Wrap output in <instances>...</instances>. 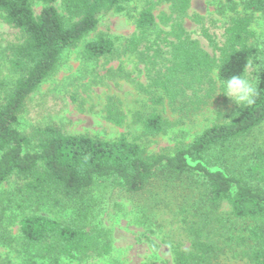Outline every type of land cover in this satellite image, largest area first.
<instances>
[{"label":"trees","instance_id":"trees-1","mask_svg":"<svg viewBox=\"0 0 264 264\" xmlns=\"http://www.w3.org/2000/svg\"><path fill=\"white\" fill-rule=\"evenodd\" d=\"M133 1L63 0L61 14L56 0H0L3 20L24 36L10 48V65L18 80L4 97L0 83V246L18 250L24 264H61V257L79 262L105 258L112 254L113 239L108 229L94 222L95 187L107 183L132 198L157 188L180 187L194 198L185 219L191 243L187 249L172 247L174 264H232L228 258L235 264H264V144L245 143L264 123V32L258 36L252 29L255 16H264V0H226L221 12L232 16L223 46L202 26L218 58L184 26L192 0H166L170 12L159 20L170 30L159 34L170 38L165 40L170 60L159 69L155 60L160 49L149 39L157 17L149 5L138 15L127 51L152 66L147 69L154 71L150 84L137 83V88L151 97L154 107L184 102L198 110L205 104L200 96L205 87L216 90L215 72L222 85L232 75L247 73L249 61L257 67L256 104L238 107L229 122L208 128L173 154H148L126 136L105 141L67 135L52 125L38 127L31 135L20 130L29 99L58 71L63 55L96 31L103 13L123 12ZM36 2L45 5L40 15L34 11ZM115 48L112 39L99 37L86 43L83 57L97 61ZM211 92L204 94L208 100ZM105 115L116 127L126 124L118 97L107 98ZM138 121L146 136L161 135L170 127L156 108ZM12 180L15 189L2 191ZM14 199L44 206L52 200V206L71 211L62 218L28 211L13 220L19 225L15 238L5 222ZM224 204L230 212H222Z\"/></svg>","mask_w":264,"mask_h":264},{"label":"rangeland","instance_id":"rangeland-1","mask_svg":"<svg viewBox=\"0 0 264 264\" xmlns=\"http://www.w3.org/2000/svg\"><path fill=\"white\" fill-rule=\"evenodd\" d=\"M225 2L226 0H192L189 14L184 19V26L191 38L217 58L219 53L204 38L202 26L219 46L224 45L225 30L232 16L221 12ZM54 5L64 14L63 0H56ZM148 5L153 8L158 22L149 35L154 49H160L155 69L168 63L171 49L165 40L170 38L165 34L160 36L159 32L169 31L170 28L160 23L159 17L169 14V2L134 0L125 5L123 12L103 13L96 31L77 48L63 55L58 71L29 99L21 118L20 130L24 134L31 135L38 127L52 125L67 135H90L105 141L126 136L130 141L141 145L148 154H173L176 148L191 144L208 128L230 121L239 106L225 95L219 94L222 90L217 72L213 75L216 90L211 92L205 87L204 94L211 92V99L208 100L201 94L205 104L198 110L185 106L184 102L183 105H170L167 101L163 106L154 107L151 97L138 90L137 83L146 86L150 84L149 77L154 71L148 72L147 69L152 66L144 65L137 55L127 51V42L136 32L138 15ZM44 7L43 3L36 2V15H40ZM197 18L201 20V24L197 22ZM252 29L258 36L263 34L264 16H255ZM99 37L110 38L115 42L114 53L97 61L85 60L84 46ZM23 41L24 36L20 30L8 25L0 13V83L4 86L2 96L14 87L19 78L11 69L10 48ZM256 73V66L247 71V75L255 83ZM109 96L118 97L123 103L127 115L123 127H116L106 120L105 108ZM154 108L170 123V127L161 135L146 136L138 119L151 113ZM245 143L264 144V123ZM15 187L16 182L12 180L3 186L2 191H12ZM91 196L95 202L94 222L111 232L113 251L105 258L71 261L72 264H174L172 247H190L191 238L185 219L190 215L189 205L194 198L189 190L180 187L157 188L150 194L132 198L105 183L95 187ZM51 202L55 205L52 200ZM52 205L44 206L42 202L30 205L29 202L14 199L5 216L11 234L18 237L19 225L13 220L20 219L28 211L59 218L67 216L71 211L65 212L61 207ZM221 210L228 213L230 207L224 204ZM18 253L14 248L0 246V264H24ZM227 260L235 264L234 260Z\"/></svg>","mask_w":264,"mask_h":264},{"label":"clouds","instance_id":"clouds-1","mask_svg":"<svg viewBox=\"0 0 264 264\" xmlns=\"http://www.w3.org/2000/svg\"><path fill=\"white\" fill-rule=\"evenodd\" d=\"M248 67H252L251 61ZM221 87L222 91L219 94L225 95L240 108L252 107L259 96L257 84L247 73L228 77L222 81ZM61 264H72V262L67 257H61Z\"/></svg>","mask_w":264,"mask_h":264}]
</instances>
